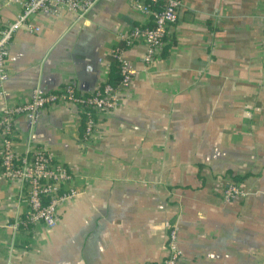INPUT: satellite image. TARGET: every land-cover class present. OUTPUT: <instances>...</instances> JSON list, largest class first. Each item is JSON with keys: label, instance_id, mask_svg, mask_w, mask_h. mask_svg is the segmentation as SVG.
<instances>
[{"label": "crops", "instance_id": "obj_1", "mask_svg": "<svg viewBox=\"0 0 264 264\" xmlns=\"http://www.w3.org/2000/svg\"><path fill=\"white\" fill-rule=\"evenodd\" d=\"M133 1L96 0L81 22L37 17L39 33L18 32L0 116L38 86L90 93L105 83L112 48L147 24ZM181 3L150 64L142 42L125 51L136 74L93 140L71 103L46 107L34 125L15 119V153L43 147L78 195L59 205L54 227L13 229L29 206L20 182L0 174V264H161L170 223L179 264H264V0ZM229 184L242 195L226 201Z\"/></svg>", "mask_w": 264, "mask_h": 264}, {"label": "built area", "instance_id": "obj_2", "mask_svg": "<svg viewBox=\"0 0 264 264\" xmlns=\"http://www.w3.org/2000/svg\"><path fill=\"white\" fill-rule=\"evenodd\" d=\"M96 0H0V82L6 80L5 68L10 55V49L18 32L26 30L39 33L40 26L34 22L37 17L57 18L71 15L76 22L86 19ZM163 2L161 11L154 10L152 4ZM181 0H134L133 7L153 22V26L141 27L133 25L126 35L122 36L127 45L142 42L145 47L144 62L150 64L164 45V37L168 35L169 27L178 21ZM14 9L13 17H6V10ZM111 54L121 61L122 81L118 88L106 85L102 92L98 89L90 92L92 95L83 98L74 94L72 84L59 87L54 91L43 87H35L30 100L3 109L0 116V174L4 178L18 181L21 193L25 195L29 211L24 218L8 225L18 229L20 226L29 229L36 224L52 228L56 225V212L61 203L78 195L72 188L64 189L72 175L51 153L41 146H30V149L18 155L14 151L15 119L26 115L30 125L36 124L41 112L48 106L59 102L71 103L76 108L89 107L93 110L87 113L84 138L93 140L98 127V116L114 109L120 99L128 95V90L136 74V69L125 57V51L112 48ZM3 93H7L3 91ZM242 195L237 185L229 184L224 190V198L230 201ZM168 257L161 264H179L183 250L180 247L178 227L174 223L167 224Z\"/></svg>", "mask_w": 264, "mask_h": 264}, {"label": "trees", "instance_id": "obj_3", "mask_svg": "<svg viewBox=\"0 0 264 264\" xmlns=\"http://www.w3.org/2000/svg\"><path fill=\"white\" fill-rule=\"evenodd\" d=\"M145 1H148V0H145ZM151 6H152V8L154 10L161 11V10H163L165 5H164L163 2H158V3L152 4ZM146 22H147V24H137V25H140L141 27H145V26L152 27L154 25L151 19L149 20L147 18ZM170 38L171 37H168V35L166 37H164V45L162 46L161 50H163V47L165 46V43L167 41L171 40ZM171 42H173L175 44V41H171ZM129 47H130V45H127L126 42H121L117 46H115V48H117L119 50H124V51H126ZM164 55H166V54L164 53ZM121 70H122L121 61L116 56H114L113 54H110V56H109V76H108V80L98 87L99 91L102 92L106 85H110V86H112L114 88H118L120 86L122 78H123ZM66 85L67 84H64L61 87H64ZM72 86L74 87V94L77 97L87 98V97L92 95L91 93L79 92L76 89V87L74 86V84H72ZM77 110H78V112L81 115V128H82L83 137H84L87 113L91 111L92 114H93V110L91 108H89V107H83L82 108L80 106L77 107ZM234 185H237V184H234Z\"/></svg>", "mask_w": 264, "mask_h": 264}]
</instances>
